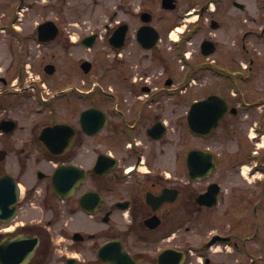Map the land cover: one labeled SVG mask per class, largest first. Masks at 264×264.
Masks as SVG:
<instances>
[{"label":"flooded vegetation","instance_id":"1","mask_svg":"<svg viewBox=\"0 0 264 264\" xmlns=\"http://www.w3.org/2000/svg\"><path fill=\"white\" fill-rule=\"evenodd\" d=\"M245 9L0 0V244L31 252L21 264H264V97L241 91L257 83ZM71 47L84 55L60 62ZM210 94L228 109L196 133L193 104ZM72 165L73 191L56 195L54 170Z\"/></svg>","mask_w":264,"mask_h":264},{"label":"rangeland","instance_id":"2","mask_svg":"<svg viewBox=\"0 0 264 264\" xmlns=\"http://www.w3.org/2000/svg\"><path fill=\"white\" fill-rule=\"evenodd\" d=\"M242 2L245 6V12H240L238 16L240 17V21L245 24L246 26L249 25V19H248V14L255 16L256 17V24L254 22H251V25L255 26V30L257 35H255L256 39L250 41V46L253 48L254 46L256 47V67H257V87L252 89V95L254 97H264L263 92H264V32L262 36H259V33H262L264 30V0H239ZM59 16H66L70 21L73 20V16L70 14H59ZM95 19L98 20L99 22V28L101 32H104L105 25L104 23L106 22L105 16H104V11L102 9H97L96 13L94 14ZM244 17L246 20H243ZM64 20V19H63ZM98 28V30H99ZM76 33H80V31H77ZM72 36L75 38L76 34L73 32L71 33ZM103 44V45H102ZM100 49L97 52V58L98 59H103L105 56L106 52V47L104 46V43L102 42L101 45L98 46ZM103 51L101 52V50ZM71 52L70 58L76 59L79 58L80 56L84 55V51L79 50L78 47H71L70 49H64L62 52V55L59 57V61L61 62L63 59H68L69 55L68 53ZM58 61V62H59ZM59 64V63H58ZM101 67L96 70V76L99 79L102 77V73H100ZM103 78V77H102ZM262 82V83H261ZM255 92V93H254ZM230 122V119H227ZM228 126H225V131H227ZM230 133L226 132V135Z\"/></svg>","mask_w":264,"mask_h":264},{"label":"water","instance_id":"3","mask_svg":"<svg viewBox=\"0 0 264 264\" xmlns=\"http://www.w3.org/2000/svg\"><path fill=\"white\" fill-rule=\"evenodd\" d=\"M51 23V22H50ZM54 26V25H53ZM55 34V31L53 32ZM53 34V35H54ZM219 98L217 96H210L209 98L199 101L197 103H194L193 105V115L190 119L192 128L197 132H205L212 127H214L217 123L218 117L222 115L221 114H215L212 117L207 116L205 113L202 112V109L205 107H211L212 105H216ZM225 103L223 99H220L218 103H221V105ZM226 103L224 104L225 108ZM43 134L45 135H55L56 134V127H49L45 132L43 131ZM44 138V135H42ZM79 169L74 167L72 165V168H65V171L62 170V168L58 167L55 169L51 181L52 186L55 191V193H61L65 189H71L73 187V183L75 180V175ZM62 172H64V177L62 178ZM17 253L14 254L12 252V242L11 240H6L0 245V262L1 264H16V263H22L25 261V259L29 256L30 252L22 250L20 246H17L16 248Z\"/></svg>","mask_w":264,"mask_h":264}]
</instances>
